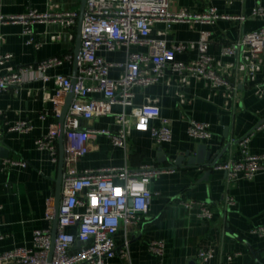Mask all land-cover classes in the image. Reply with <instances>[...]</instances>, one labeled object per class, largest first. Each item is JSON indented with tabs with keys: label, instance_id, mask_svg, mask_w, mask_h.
I'll use <instances>...</instances> for the list:
<instances>
[{
	"label": "crops",
	"instance_id": "obj_1",
	"mask_svg": "<svg viewBox=\"0 0 264 264\" xmlns=\"http://www.w3.org/2000/svg\"><path fill=\"white\" fill-rule=\"evenodd\" d=\"M83 1L0 0V16L20 15L32 9L76 11L80 16ZM259 5L264 6V0H171L173 10L201 12L215 7L221 14L245 18L179 21L170 28L164 21L153 24L151 35L165 38L169 46L179 41L196 44L202 31H208L209 52L221 72L229 77L230 85H216L211 79L197 75L184 80L183 75L167 67L160 81L148 86L136 85L133 90L135 106L156 103L161 115L169 119L173 130L171 141L158 144L151 126L132 127L125 146L114 144L110 136L102 133L87 141V152L76 162L80 171L124 166L136 169L146 163L174 169L150 182L153 196L142 220L135 224L122 223L114 235L118 247L128 249L129 255L124 258L117 254L107 264H197L199 250L209 248L215 251L209 264H264V237L251 232L253 227L264 224V172L252 178L229 180L225 170L212 164L240 158V140L252 132L249 151L264 152V129L256 130L264 122V51L257 57L221 52L222 45L237 42L245 32L264 25V17L252 15L253 8ZM79 20L78 17L70 27L51 20L33 23L34 43L27 42L30 35L24 33L22 21H0V54L13 55L4 71L50 57L73 55L72 60L49 68L48 79L28 73L18 90H0V138L9 151L8 157L0 158V252L31 246L35 229H53V219L47 214L50 209L55 213L57 207L59 134L57 161L48 149L38 148L36 140L54 127L59 130L62 112L71 105V91L57 97L59 84L55 76H73L76 71ZM129 51L148 52L149 46L122 45L113 51L102 47L99 54L110 62L123 64ZM198 54L195 45L178 53L176 59L195 61ZM123 73L122 65L110 69L112 78ZM123 109L122 105L114 104L111 113L84 119L81 125L116 132L119 129L116 114ZM131 109L126 108L128 113ZM191 119L209 123L212 138L191 137L188 134ZM18 121H28L32 128L25 132L9 130ZM131 122L135 123V119L131 118ZM188 152L202 157L201 162L189 163ZM182 154L184 159L177 164L176 159ZM9 159L26 164H11ZM228 195L235 199L233 206L226 203ZM184 199L208 204L212 218L201 217L200 207H187L181 202ZM68 229L75 233L77 226ZM153 239L165 241L162 257L150 252L148 245Z\"/></svg>",
	"mask_w": 264,
	"mask_h": 264
},
{
	"label": "built area",
	"instance_id": "obj_2",
	"mask_svg": "<svg viewBox=\"0 0 264 264\" xmlns=\"http://www.w3.org/2000/svg\"><path fill=\"white\" fill-rule=\"evenodd\" d=\"M253 16L264 17V6H256ZM79 14L76 11H47L36 9L20 15L0 16V21H22L24 33L30 35L28 43H34L33 23L37 21H60L64 27L76 24ZM220 18H241L221 14L215 7L201 12L185 9L173 10L171 0H86V10L81 29V47L78 72L73 84V76L57 74L59 84L57 97L74 90V97L64 122L65 170L62 178V197L58 207V231L52 258V228H38L33 233L31 246H19L0 252V264H107V260L117 254L126 258L128 249L118 247L114 235L122 223L135 224L142 220L149 210L153 192L150 189L152 179L173 168L154 164H143L136 169L124 167H105L80 171L76 162L87 150V141L96 134L110 136L114 144L125 146L132 127L151 126L152 135L158 144L173 139V130L169 119L161 115L156 103L134 105V86L154 84L165 75L167 67L183 75H197L211 79L216 85H230L229 77L224 75L219 64L209 52V32L202 31L197 43L179 41L171 46L165 38L153 37L152 26L157 21H164L168 28L179 21L213 22ZM141 44L149 46L148 52L129 51L125 63H113L99 54L105 47L113 51L122 45ZM198 47L195 61H179L176 55L191 46ZM264 51V25L254 31L245 32L237 42L222 45L224 55L242 53L252 57L260 56ZM11 53L0 54V90L14 88L18 90L26 81L28 73L48 79L46 71L72 60V54L43 59L35 64L19 66L15 69L4 66L12 58ZM122 65L124 73L119 78L110 76L113 66ZM93 81V84H89ZM102 93V97L94 96ZM114 104L123 106V111L116 114L119 129H93L82 127L81 121L111 113ZM131 107L128 113L126 108ZM60 112V111H58ZM135 119V123L131 122ZM155 122V123H153ZM153 124V125H151ZM32 128L28 121H18L9 130L25 132ZM264 129L260 122L256 130ZM188 134L196 139L208 140L213 136L210 124L191 119ZM252 133L240 140L242 156L218 162L215 167L225 170L229 180L252 178L264 172V152L251 153L248 149ZM58 128L36 140L37 147L48 149L53 160L57 161ZM9 163L25 162L7 160ZM187 207L199 206V215L206 219L213 216L205 202L184 199ZM228 205H234L231 195L226 197ZM83 207V210H79ZM47 217L52 220L53 209ZM70 226H77V231L70 232ZM251 232L264 237V224L255 226ZM1 236V232H0ZM77 250H74L75 248ZM148 248L153 254L162 257L166 243L163 239H153ZM214 249H200L197 264H209L214 256ZM232 255L229 259H232Z\"/></svg>",
	"mask_w": 264,
	"mask_h": 264
},
{
	"label": "water",
	"instance_id": "obj_3",
	"mask_svg": "<svg viewBox=\"0 0 264 264\" xmlns=\"http://www.w3.org/2000/svg\"><path fill=\"white\" fill-rule=\"evenodd\" d=\"M86 10V0L83 1V7L81 9V13L79 16V32H78V37H77V46H76V51H75V63H76V71L73 75V84H75L76 81V74L78 70V61H79V55H80V47H81V29L83 25V19H84V14ZM74 97V90H71V97L70 100L72 101ZM68 107H66L61 115L60 119V126L58 130L59 134V144H60V171H59V176H58V185H57V191H56V200H57V207L56 211L54 213L53 217V229H52V247H51V252H50V259L52 258L53 250H54V244H55V239L57 236V231H58V207L60 204V200L62 197V178H63V173H64V166H65V136H64V122L65 118L68 112ZM188 155L190 154L189 152L187 153ZM9 156V151L8 148H6L5 142L0 138V158L3 157H8ZM184 159V155H180L176 159V163L180 164L181 160ZM202 157H194L192 155H189V163L195 164L197 162H201ZM219 161H214L213 166H215Z\"/></svg>",
	"mask_w": 264,
	"mask_h": 264
}]
</instances>
